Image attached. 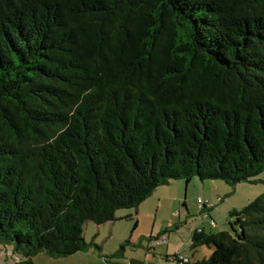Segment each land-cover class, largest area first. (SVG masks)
<instances>
[{
	"label": "trees",
	"instance_id": "16d2710c",
	"mask_svg": "<svg viewBox=\"0 0 264 264\" xmlns=\"http://www.w3.org/2000/svg\"><path fill=\"white\" fill-rule=\"evenodd\" d=\"M263 171L264 0H0L3 264L84 252L170 181ZM229 215L194 264H264V194Z\"/></svg>",
	"mask_w": 264,
	"mask_h": 264
},
{
	"label": "rangeland",
	"instance_id": "374dc122",
	"mask_svg": "<svg viewBox=\"0 0 264 264\" xmlns=\"http://www.w3.org/2000/svg\"><path fill=\"white\" fill-rule=\"evenodd\" d=\"M257 182L230 186L222 181H170L160 186L137 209L115 213V221L100 225L88 221L83 238L89 249L64 258L36 255L33 264H194L207 259L212 248L191 247L192 230L233 235L229 213L264 194V171ZM198 199L202 203H198ZM203 204L210 207L207 212ZM137 211V216H136ZM137 226L134 228V224ZM159 240L154 239L161 233ZM128 242V243H125ZM123 248L121 249V246ZM2 254L4 255V251ZM183 258V260H179ZM11 263V262H10ZM9 263V264H10ZM0 264H3L0 262Z\"/></svg>",
	"mask_w": 264,
	"mask_h": 264
},
{
	"label": "built area",
	"instance_id": "2783aa9c",
	"mask_svg": "<svg viewBox=\"0 0 264 264\" xmlns=\"http://www.w3.org/2000/svg\"><path fill=\"white\" fill-rule=\"evenodd\" d=\"M198 203H202V201L201 200H198ZM158 241H160V242H163V241H165L164 239H162V240H158ZM179 260L181 261V260H183V258L182 259H180V257H179Z\"/></svg>",
	"mask_w": 264,
	"mask_h": 264
},
{
	"label": "crops",
	"instance_id": "0c3cea01",
	"mask_svg": "<svg viewBox=\"0 0 264 264\" xmlns=\"http://www.w3.org/2000/svg\"><path fill=\"white\" fill-rule=\"evenodd\" d=\"M156 191V190H155ZM198 201V200H197ZM141 205V204H140ZM139 205V206H140ZM139 208V207H138ZM136 216H137V211H136ZM162 234V233H161ZM161 234L160 235H158V236H161ZM151 240H153V239H150L149 241H151Z\"/></svg>",
	"mask_w": 264,
	"mask_h": 264
},
{
	"label": "water",
	"instance_id": "95a60500",
	"mask_svg": "<svg viewBox=\"0 0 264 264\" xmlns=\"http://www.w3.org/2000/svg\"><path fill=\"white\" fill-rule=\"evenodd\" d=\"M233 225H237V223H236V222H234V223H233Z\"/></svg>",
	"mask_w": 264,
	"mask_h": 264
}]
</instances>
